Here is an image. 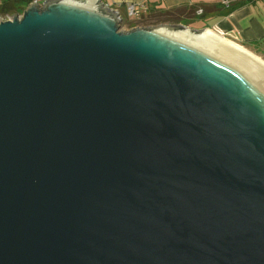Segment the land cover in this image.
I'll use <instances>...</instances> for the list:
<instances>
[{"label": "water", "instance_id": "1", "mask_svg": "<svg viewBox=\"0 0 264 264\" xmlns=\"http://www.w3.org/2000/svg\"><path fill=\"white\" fill-rule=\"evenodd\" d=\"M44 4L0 23V264H264V61Z\"/></svg>", "mask_w": 264, "mask_h": 264}, {"label": "crops", "instance_id": "2", "mask_svg": "<svg viewBox=\"0 0 264 264\" xmlns=\"http://www.w3.org/2000/svg\"><path fill=\"white\" fill-rule=\"evenodd\" d=\"M110 9L118 11L122 21H142L145 27L161 25L185 26L195 32L209 29L254 55L264 57V2L232 0L225 8L221 0H106ZM144 5L140 16L130 18L127 4ZM134 27V26H133ZM136 27V25H135Z\"/></svg>", "mask_w": 264, "mask_h": 264}, {"label": "built area", "instance_id": "3", "mask_svg": "<svg viewBox=\"0 0 264 264\" xmlns=\"http://www.w3.org/2000/svg\"><path fill=\"white\" fill-rule=\"evenodd\" d=\"M14 0H0V23L2 22H6V21H12L15 15H18L19 17H21L23 15V13L32 5V3L36 2L39 5V8H43L45 6V2L46 1H53V0H23L26 3V8L24 10V12L20 13V14H15V15H11V14H7L5 12L2 11L5 3L7 2H12ZM249 2L253 3L256 2L257 0H248ZM264 2V0H262ZM102 3L104 5V7H109V5L107 4L106 0H102ZM221 4L225 7V8H230L232 5V0H221ZM127 14L130 18H136L138 16H140V14L146 10L144 5H139V4H133V3H129L127 4Z\"/></svg>", "mask_w": 264, "mask_h": 264}, {"label": "trees", "instance_id": "4", "mask_svg": "<svg viewBox=\"0 0 264 264\" xmlns=\"http://www.w3.org/2000/svg\"><path fill=\"white\" fill-rule=\"evenodd\" d=\"M25 8L26 3L23 0H14L12 2L5 3L2 11L7 14L15 15L24 12ZM124 22L125 20L122 21V25L124 24ZM131 28H133L132 25Z\"/></svg>", "mask_w": 264, "mask_h": 264}, {"label": "rangeland", "instance_id": "5", "mask_svg": "<svg viewBox=\"0 0 264 264\" xmlns=\"http://www.w3.org/2000/svg\"><path fill=\"white\" fill-rule=\"evenodd\" d=\"M142 19H143L142 21L125 19L124 24L122 25V23H121V30L125 31V32H128V31H130V30H132L133 28H136V27H145V25L148 24L147 18H142ZM131 25H132V27L133 26L134 27L131 28ZM135 25H136V27H135ZM156 27H159V25L156 26ZM258 57H260L264 61V57H261V56H258Z\"/></svg>", "mask_w": 264, "mask_h": 264}, {"label": "bare ground", "instance_id": "6", "mask_svg": "<svg viewBox=\"0 0 264 264\" xmlns=\"http://www.w3.org/2000/svg\"><path fill=\"white\" fill-rule=\"evenodd\" d=\"M233 43V42H232ZM235 44V43H234ZM235 45H237V44H235ZM237 46H239V45H237ZM239 47H241V46H239ZM242 48V47H241ZM244 49V48H243ZM249 52V51H248ZM251 53V52H250ZM252 54V53H251ZM254 55V54H253ZM256 57H258L257 55H255ZM260 58V57H259ZM261 59V58H260ZM262 60V59H261ZM263 61V60H262Z\"/></svg>", "mask_w": 264, "mask_h": 264}]
</instances>
